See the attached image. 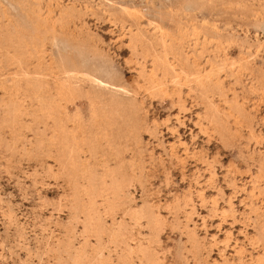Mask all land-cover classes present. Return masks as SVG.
<instances>
[{
  "label": "rangeland",
  "instance_id": "374dc122",
  "mask_svg": "<svg viewBox=\"0 0 264 264\" xmlns=\"http://www.w3.org/2000/svg\"><path fill=\"white\" fill-rule=\"evenodd\" d=\"M206 1L0 0V264H264V0Z\"/></svg>",
  "mask_w": 264,
  "mask_h": 264
},
{
  "label": "bare ground",
  "instance_id": "6f19581e",
  "mask_svg": "<svg viewBox=\"0 0 264 264\" xmlns=\"http://www.w3.org/2000/svg\"><path fill=\"white\" fill-rule=\"evenodd\" d=\"M195 1H196V0H195ZM205 1H206V0H205ZM209 1H210V0H209ZM225 1H227V0H225ZM229 1H230V0H229ZM257 1H259V0H257ZM181 2H182V1H181ZM181 2H179V3H181ZM189 2H190V1H189ZM220 2H221V1H220ZM227 2H228V1H227ZM195 3H196V2H195ZM206 3H208V0L206 1ZM252 3H253V2H252ZM196 4H197V3H196ZM196 4H195V5H196ZM200 4H201V3H200ZM242 4H243V3H242ZM250 4H251V3H250ZM256 4H257V2H256ZM168 5H169V4H168ZM188 5H189V4H188ZM195 5H194V6H195ZM235 5H236V4H235ZM169 6H171V3H170ZM194 6H193V7H194ZM253 6H254V5H253ZM259 6H260V5H259ZM189 7H190V6H189ZM196 7H197V6H196ZM145 8H146V7H145ZM191 9H192V8H191ZM147 13H149V12H147ZM255 13H257V12H255ZM144 14H146V12H145ZM159 14H160V13H159ZM262 14H263V12H262ZM150 15H151V14H150ZM259 15H260V18H261V17H262L261 14H259ZM151 16H152V15H151ZM190 17H191V16H190ZM256 17H257V16H256ZM191 18H192V17H191ZM196 18H197V17H196ZM193 19H194V18H193ZM257 19H258V18H257ZM195 20H196V19H195ZM258 20H259V19H258ZM262 21H263V20H262ZM262 21H259V22H262ZM257 23H258V22H257ZM176 24H177V22H176ZM147 25H148V24H147ZM71 26H72V25H71ZM137 26H138V25H137ZM180 27H181V26H180ZM134 29H137V28H134ZM134 29H133V30H134ZM142 30H143V29H142ZM144 30L146 31V29H144ZM204 30H205V29H204ZM207 30H208V29H207ZM134 31H135V30H134ZM136 31H137V30H136ZM145 31H144V32H145ZM210 31H211V30H210ZM212 31H213V30H212ZM141 32H143V31H141ZM141 32H139V34H140ZM144 32H143V33H144ZM206 32H207V31H206ZM213 32H214V31H213ZM81 33H82V32H81ZM133 33H134V32H133ZM141 34H142V33H141ZM146 34H147V33H146ZM235 34H236V33H235ZM135 35H136V34H135ZM143 35H144V34H143ZM158 35H160V34H158ZM205 36H206V35H205ZM205 36H204V37H205ZM235 36H236V35H235ZM55 37H56V36H55ZM143 37H144V36H143ZM152 37H153V36H152ZM80 38H81V37H80ZM135 38H137V37H135ZM146 38H147V37H145V39H146ZM87 39H88V38H87ZM129 39H130V38H129ZM145 39H144V40H145ZM196 39H197V41H198V38H196ZM204 39H205V38H204ZM53 40H55V39H53ZM144 40H143V41H144ZM156 40H157V39H156ZM199 40H200V39H199ZM238 40H239V38H238ZM150 41H152V40H150ZM187 41H188V40H187ZM192 41H193V40H192ZM197 41H196V42H197ZM201 41H202V40H201ZM201 41H200V42H201ZM207 41H208V39H207ZM56 42H57V41H56ZM58 42H59V41H58ZM58 42L55 43V44H58ZM196 42H195V44H196ZM200 42H199V43H200ZM202 42H203V41H202ZM85 43H86V42H85ZM154 43H155V42H154ZM154 43H153V44H154ZM203 43H205V42H203ZM64 44L66 45V43H64ZM64 44H63V45H64ZM144 44H145V43H144ZM177 44H178V43H177ZM179 44H180V42H179ZM190 45H192V44H190ZM66 46H67V45H66ZM66 46H65V47H66ZM142 46H143V45H142ZM177 46H178V45H177ZM177 46H176V47H177ZM187 46H189V44H188ZM47 47H48V46H47ZM58 47H59V46H58ZM58 47H57V48H58ZM62 47H63V46H62ZM180 47H181V45H180ZM189 47H190V46H189ZM192 47L194 48L195 46H192ZM57 48H56V50H57ZM144 48H145V47H144ZM178 48H179V47H178ZM63 49H65V48H63ZM172 49H175V48H172ZM182 49H183V48H182ZM177 50H179V49H177ZM180 50H181V48H180ZM189 50H190V49H189ZM191 50H192V49H191ZM191 50H190V51H191ZM132 51H133V50H132ZM190 51H189V53H186V51H185L184 53H186V54L188 55V54H190ZM140 52H141V51H140ZM176 52H177V51H176ZM57 53H58V52H57ZM184 53H183V54L181 53V55L184 56ZM177 54H178V53H177ZM226 54H227V53H226ZM81 55H82V54H81ZM84 55H85V54H84ZM187 55H186L185 57H187ZM87 56H88V55H86V56H84V57H87ZM58 57H59V56H58ZM81 57L83 58V55H82ZM81 57H80V58H81ZM93 57H94V56H93ZM65 58H66V57H65ZM82 58H81V61L83 60ZM87 58H88L87 60H89V56H88ZM187 58H188V57H187ZM99 60H100V59H99ZM159 60H160V59H159ZM176 60H177V58H176ZM186 60H187V59H186ZM81 61H80V62H81ZM83 61H84V63H85V59H84ZM94 61H96L95 58H94ZM94 61H93V62H94ZM100 61L102 62V60H100ZM108 61H109V60H108ZM183 61H184V60H183ZM161 62H162V61H161ZM161 62H160V64H161ZM186 62H187V61H186ZM89 63H91V59H90V62H88V61L86 62V64H89ZM190 63H192V62L190 61ZM91 64H92V63H91ZM192 64H193V63H192ZM194 64H195V62H194ZM81 65H82V64H81ZM93 65H95V64L93 63ZM93 65H92V66H93ZM96 65H97V64H96ZM96 65H95V68H98V67H96ZM109 65H110V64H109ZM161 65H162V64H161ZM181 65H182V64H181ZM186 65H187V63H186ZM188 65H189V63H188ZM67 66H68V65H67ZM195 66L197 67V65H195ZM83 67H84V66H83ZM89 67H90L89 69L92 68L91 66H89ZM105 67H106V66H105ZM105 67H104V68H105ZM187 67H189V66H187ZM87 68H88V66H86V70H87ZM95 68H93V70H94ZM109 68H110V67H109ZM189 68H190V67H189ZM192 68H193V67H192ZM185 69H186V68H185ZM194 69H195V68H194ZM258 69H259V70L261 69V71H263L262 68H260V67H259ZM98 70L100 71V69H98ZM103 70H104V69H103ZM109 70H110V69H109ZM187 70L190 71V69H187ZM195 70H196V69H195ZM197 70H198V69H197ZM259 70H258V71H259ZM96 71H97V69H96ZM99 71H98V72H99ZM104 71H105V70H104ZM104 71H103V72H104ZM106 71H107V70H106ZM154 71H155V70H154ZM191 71H192V70H191ZM256 71H257V70H256ZM261 71H260V73H261ZM108 72H109V71H108ZM26 73H27V72H26ZM26 73H25V74H26ZM109 73L111 74V70H110ZM152 73H154V72H152ZM155 73H156V72H155ZM155 73H154V75H155ZM193 73H194V72H193ZM103 74H104V73H103ZM106 74H107V73H106ZM106 74H105V75H106ZM263 74H264V73H263ZM93 75H94V74H93ZM99 75H100V74H99ZM108 75H109V74H108ZM149 75H150V74H149ZM154 75H153V76H154ZM206 75H207V74H206ZM151 76H152V75H151ZM262 76L264 77V75H260L259 77H262ZM96 77H97V76H96ZM255 77H256V74H255ZM108 78H109V77H107V79H108ZM206 78H208V77L206 76ZM257 78H258V77H257ZM257 78H256V79H257ZM33 79H34V78H33ZM103 79H104V78H103ZM109 79H110V78H109ZM209 79H210V78H209ZM27 80H28V79H27ZM29 80H30V79H29ZM87 80H88V79H87ZM76 81H77V80H76ZM151 81H152V80H151ZM262 81H263V80H262ZM84 82H85V81H84ZM87 82H88V81H87ZM152 82H153V81H152ZM154 82H155V81H154ZM255 82H256V81H255ZM257 82H258V81H257ZM81 83H82V82H81ZM208 83H209V82H208ZM58 84H59V83H58ZM88 84H89V82H88ZM200 84H202V83L200 82ZM52 85H53V84H52ZM208 85H209V84H208ZM83 87H84V86H83ZM156 88H157V87H156ZM96 91H97V90H96ZM200 94H202V93H200ZM201 96H202V95H201ZM91 98H92V97H91ZM80 100H81V99H80ZM39 101H40V100H39ZM83 101H84V100H83ZM84 102H85V101H84ZM235 106H236V105H235ZM232 107H233V106H232ZM214 108H215V107H214ZM237 108H238V109H237ZM236 109H237V110H240L239 107H236ZM80 110H81V109H80ZM46 111H47V110H46ZM241 111H242V110H241ZM70 112H71V111H70ZM230 113H232V112H230ZM51 170H52V169H51ZM85 172H86V171H85ZM87 172H88V171H87ZM68 234H69V233H68ZM68 237H69V236H68ZM68 237H67V240L69 239ZM65 241H66V240H65ZM69 241H70V239H69ZM66 242H67V241H66ZM69 243H70V242H69ZM125 244H126V243H125ZM65 245H66V243L63 244V247H64V248H65ZM67 245H68V242H67ZM141 246H142V245H141ZM140 250H141L142 252H144V253H146V251H147V250L145 249V247H144V248H140ZM80 252H81V251H80ZM133 252H134V249H133L132 247H130L129 245H127V246L125 247L124 252H123L122 255L120 256L121 264H130V255H131ZM261 252H262V251H261ZM143 256H144V255H143ZM148 261H149L151 264L153 263V261H152L151 259H148Z\"/></svg>",
  "mask_w": 264,
  "mask_h": 264
}]
</instances>
